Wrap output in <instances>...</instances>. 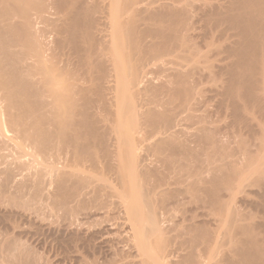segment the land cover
Here are the masks:
<instances>
[{
    "label": "bare ground",
    "instance_id": "6f19581e",
    "mask_svg": "<svg viewBox=\"0 0 264 264\" xmlns=\"http://www.w3.org/2000/svg\"><path fill=\"white\" fill-rule=\"evenodd\" d=\"M0 158V264H264V0H0Z\"/></svg>",
    "mask_w": 264,
    "mask_h": 264
},
{
    "label": "rangeland",
    "instance_id": "374dc122",
    "mask_svg": "<svg viewBox=\"0 0 264 264\" xmlns=\"http://www.w3.org/2000/svg\"><path fill=\"white\" fill-rule=\"evenodd\" d=\"M152 76H153V78L156 79V81H155L156 83L154 82L155 85H156V84H159L160 79H161V77H160V73H159L158 71H154V73H153ZM154 76H155V77H154ZM157 77H158V78L160 77V78H159V81H157ZM155 79H154V80H155ZM206 85H209V84H205V86H206ZM206 87H207V86H206ZM208 88H209V86H208ZM210 102H211V101H210ZM208 104H209V105H208L209 107L211 106V107L213 108L214 105L212 106V104H211V105H210V103H208ZM213 104H214V103H213ZM165 105H166V104H165ZM162 106H164V104H163ZM208 106H207V107H208ZM161 108H162V107H161ZM166 108H167V105H166ZM209 109H211V108H209ZM199 112H201V111H199ZM197 113H198V111L195 112V114H196L197 117L201 115V114L199 115V113H198V114H197ZM201 113L203 114L204 112H201ZM195 114H194V115H195ZM183 115H184V114H183ZM203 115H204V114H203ZM184 116H186V115H184ZM184 118H186V117H183V119H184ZM181 119H182V118H181ZM183 119H182V120H183ZM182 120H181V121H182ZM187 120H188V119H187ZM187 120H186V121H187ZM195 120H196V119H195ZM181 121H180V122H181ZM186 121L183 120V123H182V122L180 123V125L182 124V125H181L182 127L180 126L181 128H183V127L185 126L184 123H185ZM188 122H189V121H188ZM188 122H187V123H188ZM190 122H192V121H190ZM187 125H188V124H187ZM187 125H186V126H187ZM189 125H191V127H195V126H192V123H189ZM189 125H188V126H189ZM180 127H179V128H180ZM191 127H190V126L188 127V130H189V131L187 130V127H186V128L184 127V129H185L187 132H185V130L183 131V129H182V131H180V135H181V134H182V135L184 134V135H186L187 138H188L189 134L187 135V133H188V132H191V133H192V131H191ZM181 128H180V130H181ZM189 128H190V129H189ZM192 129H193V128H192ZM181 132H184V133H181ZM184 135H183V136H184ZM176 136H177V135H176ZM178 137H179V135H178ZM178 137H176V138H178ZM180 137H182V136H180ZM190 137H191V136H189V138H190ZM182 138H183L184 141L182 140ZM182 138H178V139L181 140V141H183V142H185L186 140H187V141H190V139H186V137H182ZM184 138H185L186 140H185ZM191 139H192V137H191ZM192 141H193V140H191L190 142H192ZM190 142H189V143H190ZM14 144H15V143H14ZM192 145H193V143H192ZM193 146H194V145H193ZM7 153H8V152H6V153L3 152V154H5V155H6ZM11 154H13V153H11ZM11 154L8 153L9 156H11ZM9 156H8V157H9ZM9 158L12 159V157H9ZM9 158H7V155H6V157L3 158V159H6L5 161H7V160H9ZM12 160H13V159H12ZM3 161H4V160H2V159L0 158V164H1V162H3ZM5 161L3 162V165H0V168H1V166H2V168H4V167H5L4 165H6L7 163H10L9 161H11V160L7 161V163H6ZM2 168H1V169H2ZM81 169H82V170H81ZM81 169H80L81 173H84V172H85L84 174L88 173V170H87V169H85V168H81ZM93 174H94V173H93ZM47 186H48V185H47ZM49 188H50V186L47 187V189H45V192H48V189H49ZM51 189H52V187L49 189V191H50ZM46 190H47V191H46ZM46 194H48V193H46ZM50 204H51V202H50ZM48 205H49V204H48ZM4 206H6V204H5ZM44 206L46 207L47 204L44 205ZM44 206H43V207H44ZM50 206H52V205H50ZM6 207H7L8 209H11V208H12V207L9 208L10 206H9V207L6 206ZM45 207H44V209H45ZM54 207H55V206H53V208H54ZM50 208H51V207H46L45 210L42 209V210H43L42 212H41V210H40V214H41L40 217H41L43 220H45V222H46V221H47V222H52V221L55 222L57 219L59 220V219H60L61 210L59 211L58 207H57V208L55 207L54 209L51 208V210H49V212H48V209H50ZM88 208H90V206H89ZM88 208H87V209H88ZM87 209H85V210H86L87 212H90V211L87 210ZM91 209H92V211H94V208H93V207H91L90 210H91ZM85 210H83V211H85ZM54 211H55V212H54ZM83 211H82V212H83ZM86 211H85V213H86ZM117 211H118V210H117ZM83 213H84V212H83ZM83 213H82V214L79 213V217H77V216L75 217V218H77V223L81 224L83 227H86V226H87V227H90V228H92V227L94 228V226H95L94 229H96L98 226L100 227V226H104V225H105V224H101V223H103V222H102L103 220H102V218H101L102 216H100V214H99V216L97 215L98 217L96 216V218H94V217H95V216H94L93 218H89V219H87L86 217H81V216H83ZM85 213H84V214H85ZM115 213H116V211H115ZM57 214H58V215H57ZM80 214H81V215H80ZM42 215H43V216H42ZM101 215H102V214H101ZM111 215H112V214H111ZM111 215H110V216H111ZM117 215H118L120 218L122 217V215H121V214L119 215V213H118V214L116 213V217H117ZM51 216H52V217H51ZM55 216H57V217H55ZM61 216H62V214H61ZM105 216H106V215H105ZM105 216L103 215L104 218H105ZM110 216L108 215L109 218L106 217L105 219L108 218V220H109V219L111 218L110 220H114V218H115V220H114L115 223H116V221H117V223H120V222H121V221H118V220H120V219L116 220V219L119 218V217H117V218L114 217V218L112 219V217H113L114 215H113L112 217H110ZM45 217H46V218H45ZM58 217H59V218H58ZM62 217H63V216H62ZM99 217H100V219H101L102 221H98V220H100ZM66 218H67V217H66ZM66 218H64V219L61 218V219H63V220L60 219V221H62V223H63V222H67V221H64V220H70L69 217H68V219H66ZM75 218H74V219H75ZM79 218H80V219H79ZM84 218H86V219H84ZM96 219H97V220H96ZM105 219H104V220H105ZM74 221H76V220H74ZM95 221H96V222H95ZM57 222H59V221H57ZM68 222H70V221H68ZM84 222H85V223H84ZM104 222H105V221H104ZM60 223H61V222H60ZM107 223H108V222H107ZM107 223H106V225H107ZM110 223H111V222H110ZM110 223H108V225H109ZM112 223H113V222H112ZM17 224H18V223H17ZM97 224H98V225H97ZM113 224H114V223H113ZM1 227H2V226L0 225V229H1V230H0V233H2L1 231H3V233H4V231H6V229H5L4 227H3L4 229L1 228ZM22 227H23V226H22ZM25 227H26V226H25ZM93 228H92V229H93ZM2 229H3V230H2ZM6 232H8V231H6ZM9 232H10V234L12 235L11 231H9ZM3 233H2V234H3ZM7 234H8V233H7ZM10 234H9V235H10ZM44 235H45V237H44ZM12 236H13V235H12ZM26 237H27V236H26ZM37 237H38V236H37ZM40 237H41V238H40ZM17 238H18V240H20L21 242L23 241V242H22L23 244L26 243V244H27V245L25 244L26 246H29V247H30V245H31V248H34V249H33V250H34L33 252L37 253V255L39 254L40 256H38V257H39L40 259L42 258L41 261H42L43 259H44L43 261H46V262H47V261H52V262L54 261V264H84V263H86V262H88V264H89V263H92V262L94 261L96 264L99 263V262H100V263L102 262V264H103V262H104V260H105V257H103V256H101V255H99V256L102 257V258H101L102 261H101V260L98 261V258H97V260H96L95 258H96V257H99V256L97 255V256L95 257V255H93V253H91V254L93 255V256H92V255H91V256H92V258L95 257V258H94L95 260L92 259V258H90V257H91V256H90V253H89L90 251H87V250L82 249V248H78V249L75 250L74 252H73V251H68V252H67V251H64L62 248H60L59 246H57L56 243L54 244V241H53L54 238H53V236L50 235V234H48V233L43 234V236H42V235H39V237H38V238H39V241L37 240L36 237H34V238L32 237L33 239L36 238V240H37L38 242H37L36 240H33L31 237H30V238L27 237V238L29 239V241H27L28 239L26 238V239H27V240H26L24 236H23V237H17ZM19 238H20V239H19ZM21 238H22V239L24 238V239L22 240ZM30 239H32V240H30ZM41 239H42V240H41ZM45 239H46V240H45ZM50 239H51V240H50ZM47 240H48V242H47ZM31 241H34V242H36L37 244L35 245V243H32ZM27 242H28V243H27ZM52 242H53V243H52ZM28 244H29V245H28ZM50 244H51V245H50ZM55 245H56V246H55ZM47 247H48V248H47ZM57 247H59V248L62 249L63 251L60 250V249H58ZM31 248H30V249H31ZM31 250H32V249H31ZM46 250H47V251H46ZM59 251H60V253H59ZM86 251H87L88 253H87ZM63 252H65V253H63ZM59 254H60V255H59ZM61 256H62V257H61ZM87 256H88V257L90 256V257L88 258ZM47 257H48V258H47ZM72 257H73V258H72ZM100 257H99V259H100ZM69 258H70V259H69ZM107 258H109V257H106V260L109 261V259H107ZM110 258H111V257H110ZM112 258H113V257H112ZM64 259H65V260H64ZM55 260H56V263H55ZM91 260H93V261H92V262H89V261H91ZM106 260H105V262H106ZM64 261H65V262H64ZM97 261H98V262H97ZM105 262H104V263H105ZM48 263H49V262H48ZM95 263H93V264H95ZM100 263H99V264H100ZM50 264H52V263L50 262ZM105 264H106V263H105ZM107 264H108V262H107Z\"/></svg>",
    "mask_w": 264,
    "mask_h": 264
}]
</instances>
